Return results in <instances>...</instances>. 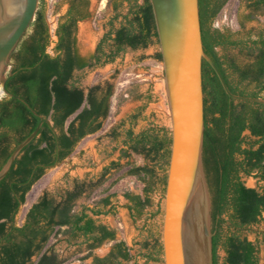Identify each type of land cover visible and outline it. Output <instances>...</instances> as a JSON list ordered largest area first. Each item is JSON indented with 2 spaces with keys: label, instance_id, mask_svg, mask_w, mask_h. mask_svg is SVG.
<instances>
[{
  "label": "trees",
  "instance_id": "trees-1",
  "mask_svg": "<svg viewBox=\"0 0 264 264\" xmlns=\"http://www.w3.org/2000/svg\"><path fill=\"white\" fill-rule=\"evenodd\" d=\"M229 1L199 0L204 51L233 94L264 99V24L247 27L264 16V0H240L239 29L221 31L213 24ZM66 2L51 51L47 3L39 0L34 19L10 56L6 94L0 98V170L40 117L52 123L57 135L44 123L0 181V264H65L67 259L49 245L60 234L69 245L86 251L80 264H139L126 242L117 240L116 231L95 219L117 214L112 188L123 177H134L142 185L140 194H123L132 221L146 216L138 258L142 264H163L162 229L151 221L163 214L154 196L164 197L171 137L169 128L155 124L135 132L142 108L108 134L120 143L118 161L104 166L96 181L74 179L55 193L44 191L18 222L32 187L72 155L84 138L99 132L109 117L114 87L105 82L83 88L85 67L91 71L128 51L150 47L156 49L151 58L161 65L149 0H108L105 31L89 62L78 55L76 37L78 23L90 16L89 0ZM202 86V160L211 203L213 264H264V104L229 97L205 60ZM136 98L150 101L151 95ZM112 171L123 174L107 185ZM246 178L254 179L253 187L246 186ZM97 193L101 197L91 205L78 204ZM109 242L113 244L106 255H94Z\"/></svg>",
  "mask_w": 264,
  "mask_h": 264
},
{
  "label": "water",
  "instance_id": "water-1",
  "mask_svg": "<svg viewBox=\"0 0 264 264\" xmlns=\"http://www.w3.org/2000/svg\"><path fill=\"white\" fill-rule=\"evenodd\" d=\"M149 2L161 54L171 137L163 197L162 263L213 264L211 203L202 160L203 60L212 67L225 93L232 99L261 104L264 99L236 95L229 90L218 67L204 51L199 0ZM38 3L39 0H0V87L4 94L10 56L34 19ZM44 123L57 135L52 123L40 117L37 127L13 149L0 170V181Z\"/></svg>",
  "mask_w": 264,
  "mask_h": 264
},
{
  "label": "rangeland",
  "instance_id": "rangeland-1",
  "mask_svg": "<svg viewBox=\"0 0 264 264\" xmlns=\"http://www.w3.org/2000/svg\"><path fill=\"white\" fill-rule=\"evenodd\" d=\"M47 3V22L50 30L57 24V18L63 14L67 8L66 0H45ZM58 6V12L54 13ZM90 16L88 19L81 21L77 26V45L82 56H88L94 52V49L105 31L107 21V0H90ZM243 11V3L240 0H230L225 8L221 11L213 26L221 31H237L239 25L237 16ZM264 24V16L258 17L257 21L252 22L247 27ZM51 33V31H50ZM51 51L55 37L51 33ZM155 48L150 47L147 50L128 51L114 63L107 64L103 67L91 71H84L81 76V86L88 88L95 84L108 82L114 87V94L111 98L110 114L104 121L102 129L96 134L84 138L74 153L66 160L50 169L46 175L38 181L28 193L26 203L21 206L17 216L18 222L21 223L25 213L32 203H34L44 191L55 193L66 186V183L78 180L95 181L100 177L102 168L112 161H118L120 143L111 140L108 137L112 128L117 126L121 121L142 108L141 118L137 121L134 131L139 132L149 124H155L161 127L169 128V109L163 84L162 66L156 63L151 56L155 53ZM144 58L143 60H141ZM9 69H7L8 71ZM149 93L151 100H141L136 97L140 94ZM128 125H126L127 127ZM141 163L140 158L135 159ZM121 165L126 164V160H120ZM122 172L112 171L106 176V184H111L114 180L122 176ZM254 179L246 178L247 187L254 186ZM116 192L114 204L116 205V215H101L96 217L98 223L104 224L116 231L117 240L126 242L131 254L137 258L138 263L143 261L138 258L139 242L142 240V227L145 224L146 216L137 221H132L125 205L127 201L123 194L130 192L140 194L142 185L134 177H123L112 188ZM101 196L93 194L90 198H82L78 204L91 205L93 200ZM155 207L160 203L163 206V200L159 194L154 196ZM163 215V214H162ZM162 215L158 216L155 221H151L153 227L162 229ZM252 238V236H250ZM53 250L60 258L67 259L65 264H80V257L86 254V251H79L78 246L69 245L66 237L62 234L52 238L49 243ZM112 243H105L94 250V255H106ZM264 255V254H263ZM90 259L86 260L89 262Z\"/></svg>",
  "mask_w": 264,
  "mask_h": 264
},
{
  "label": "flooded vegetation",
  "instance_id": "flooded-vegetation-1",
  "mask_svg": "<svg viewBox=\"0 0 264 264\" xmlns=\"http://www.w3.org/2000/svg\"><path fill=\"white\" fill-rule=\"evenodd\" d=\"M107 3H108V0H107ZM90 0H89V8H88V12L90 13ZM56 26H57V24H56ZM55 37V36H54ZM95 49H96V47H95ZM95 49H94V52H95ZM94 52L92 53V54H90V55H88V56H82L81 54H80V52H79V49H78V45H77V53H78V55L81 57V58H83L84 59V61H86V62H89L90 61V59H91V57H92V55L94 54ZM85 71H88V68L87 67H85ZM109 243H112L113 244V242H109ZM112 246V245H111Z\"/></svg>",
  "mask_w": 264,
  "mask_h": 264
},
{
  "label": "bare ground",
  "instance_id": "bare-ground-1",
  "mask_svg": "<svg viewBox=\"0 0 264 264\" xmlns=\"http://www.w3.org/2000/svg\"><path fill=\"white\" fill-rule=\"evenodd\" d=\"M4 95L3 89L0 87V98Z\"/></svg>",
  "mask_w": 264,
  "mask_h": 264
},
{
  "label": "built area",
  "instance_id": "built-area-1",
  "mask_svg": "<svg viewBox=\"0 0 264 264\" xmlns=\"http://www.w3.org/2000/svg\"><path fill=\"white\" fill-rule=\"evenodd\" d=\"M55 28H56V25H54L53 28L50 30L51 33H53V35H54Z\"/></svg>",
  "mask_w": 264,
  "mask_h": 264
},
{
  "label": "crops",
  "instance_id": "crops-1",
  "mask_svg": "<svg viewBox=\"0 0 264 264\" xmlns=\"http://www.w3.org/2000/svg\"><path fill=\"white\" fill-rule=\"evenodd\" d=\"M125 199V198H124ZM128 212V211H127Z\"/></svg>",
  "mask_w": 264,
  "mask_h": 264
}]
</instances>
